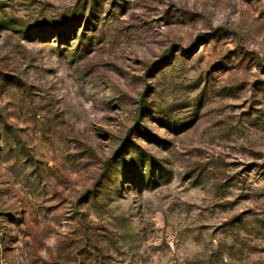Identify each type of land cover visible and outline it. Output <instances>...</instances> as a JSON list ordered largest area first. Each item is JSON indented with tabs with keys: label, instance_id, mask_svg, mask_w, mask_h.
Segmentation results:
<instances>
[{
	"label": "rangeland",
	"instance_id": "374dc122",
	"mask_svg": "<svg viewBox=\"0 0 264 264\" xmlns=\"http://www.w3.org/2000/svg\"><path fill=\"white\" fill-rule=\"evenodd\" d=\"M0 264H264V0H0Z\"/></svg>",
	"mask_w": 264,
	"mask_h": 264
},
{
	"label": "trees",
	"instance_id": "16d2710c",
	"mask_svg": "<svg viewBox=\"0 0 264 264\" xmlns=\"http://www.w3.org/2000/svg\"><path fill=\"white\" fill-rule=\"evenodd\" d=\"M72 27V26H71Z\"/></svg>",
	"mask_w": 264,
	"mask_h": 264
}]
</instances>
